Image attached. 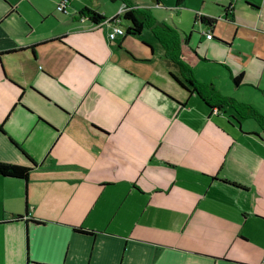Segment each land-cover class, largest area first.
I'll use <instances>...</instances> for the list:
<instances>
[{
    "label": "crops",
    "instance_id": "obj_1",
    "mask_svg": "<svg viewBox=\"0 0 264 264\" xmlns=\"http://www.w3.org/2000/svg\"><path fill=\"white\" fill-rule=\"evenodd\" d=\"M59 1L0 0V162L32 168L28 182L0 176V264H264L260 125L183 89L149 29L110 40L122 0L107 1L123 6L111 16L102 0H70L57 15ZM152 1L134 5L167 24ZM84 7L108 20L82 18ZM193 9L209 48L231 45L214 32L221 17L264 35V0ZM175 29L183 60L208 62ZM236 53L248 66L239 85L231 69L239 90L246 73L257 83L249 65L264 47Z\"/></svg>",
    "mask_w": 264,
    "mask_h": 264
},
{
    "label": "rangeland",
    "instance_id": "obj_2",
    "mask_svg": "<svg viewBox=\"0 0 264 264\" xmlns=\"http://www.w3.org/2000/svg\"><path fill=\"white\" fill-rule=\"evenodd\" d=\"M107 1L108 0H102L103 5L100 8L101 12L107 13V16L119 13L120 9L123 7L121 2H117L114 4V6H112ZM139 2L143 4L148 2V5L150 4L154 6V4H152V0H139ZM162 2L164 7L161 8L162 10H158V13H160L158 17L166 19L167 24L173 28H175V25L178 26V28L182 31L180 34L185 48L188 51L191 52L196 43L199 42L200 46L198 47L197 52L200 54L201 58L208 55L206 58L208 62H203L202 60L204 59L198 60L197 58L196 64H191L187 60V58L192 56V52L191 54L187 52L186 59L184 58L186 63L191 66L196 73L195 75L198 80L209 84L214 83L217 89L223 95L233 97L240 102L252 105L264 116V89L261 85L259 86L258 83L263 71L262 69L264 67V61L256 62L254 65H249V75H251L253 77L252 79L257 82L256 84L250 81V78L246 73L244 83L247 85L239 90H235V86L230 78L231 69L234 70V74L237 75L238 73L245 71L244 69L248 67L240 66L244 62L241 60L242 56L237 55L236 52L249 51L251 45L256 41H259L260 47L263 48L264 35L260 33H249L248 29L243 28L238 30L235 24L231 22H223L225 19L224 17H221L222 20L218 19L214 32H216V37L231 43V47L227 46L226 44L225 46H213L215 48H209L204 43V39L206 38L204 33L207 31V27L205 25L202 26L198 22L194 21V17L198 10H192V7L202 4V0H186L185 6H183L181 9H178L177 11L174 10L175 0H162ZM58 3L59 2H57V4ZM57 4H55V9L51 11H54L55 13L57 12ZM107 4L109 7L108 11ZM47 5L49 8L50 5H52L51 1H47ZM154 7L159 8L156 6ZM150 11L155 17L156 12L152 9H150ZM58 14L60 13L57 12V15ZM238 16H240V14ZM122 22V27L124 29L129 26L128 21L122 19ZM52 24L55 25V22ZM145 33L147 36H150L151 40H154V37L149 30H145ZM187 37L191 39V44L189 46H186ZM130 44L132 45L131 47L133 49L138 47L137 41L133 39H131ZM229 52H231V54ZM262 85L264 84L262 83ZM230 93L234 94L235 96L230 95Z\"/></svg>",
    "mask_w": 264,
    "mask_h": 264
},
{
    "label": "trees",
    "instance_id": "obj_3",
    "mask_svg": "<svg viewBox=\"0 0 264 264\" xmlns=\"http://www.w3.org/2000/svg\"><path fill=\"white\" fill-rule=\"evenodd\" d=\"M127 7L125 12L111 19V21L126 20L129 22L125 35H140L144 29H149L157 41L164 48L167 60L171 67L177 69L178 74L171 73L172 78L185 90L191 94H197L210 108L218 107L220 110L230 107L242 119H253L264 131V116L252 105L237 101L232 97L221 94L213 84H206L199 81L192 68L183 60L181 39L178 31L164 22L158 21L149 9L136 7L135 0H122ZM158 1V0H157ZM185 0H176V5L180 7ZM81 17H85L96 24H100L107 19L104 15L89 7H84L80 12ZM202 22L208 25L212 20L201 17ZM213 37V35H212ZM243 73L233 76L235 85L242 81ZM31 167L21 166L11 163L0 162V176L21 179L28 182ZM17 218L21 219L22 216ZM84 232V230H82Z\"/></svg>",
    "mask_w": 264,
    "mask_h": 264
},
{
    "label": "built area",
    "instance_id": "obj_4",
    "mask_svg": "<svg viewBox=\"0 0 264 264\" xmlns=\"http://www.w3.org/2000/svg\"><path fill=\"white\" fill-rule=\"evenodd\" d=\"M70 0H60L59 3L57 4V10L60 12H67V8L69 6ZM125 30L121 26H115L113 31L109 34L110 40H114L119 36H125ZM207 38L211 39L212 34L209 33L207 34Z\"/></svg>",
    "mask_w": 264,
    "mask_h": 264
},
{
    "label": "flooded vegetation",
    "instance_id": "obj_5",
    "mask_svg": "<svg viewBox=\"0 0 264 264\" xmlns=\"http://www.w3.org/2000/svg\"><path fill=\"white\" fill-rule=\"evenodd\" d=\"M85 18V17H82ZM212 112L219 113L221 110L218 107L211 108Z\"/></svg>",
    "mask_w": 264,
    "mask_h": 264
}]
</instances>
